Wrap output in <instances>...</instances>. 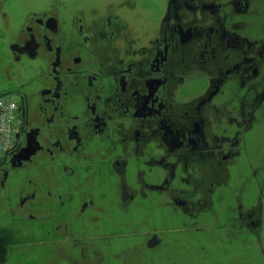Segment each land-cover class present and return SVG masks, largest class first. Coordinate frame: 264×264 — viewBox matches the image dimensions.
Here are the masks:
<instances>
[{"label": "flooded vegetation", "instance_id": "obj_1", "mask_svg": "<svg viewBox=\"0 0 264 264\" xmlns=\"http://www.w3.org/2000/svg\"><path fill=\"white\" fill-rule=\"evenodd\" d=\"M34 1L0 39L17 103L0 192L41 257L127 233L156 250L160 211L194 217L225 180L256 178L264 0ZM255 213L240 218L257 230Z\"/></svg>", "mask_w": 264, "mask_h": 264}, {"label": "rangeland", "instance_id": "obj_2", "mask_svg": "<svg viewBox=\"0 0 264 264\" xmlns=\"http://www.w3.org/2000/svg\"><path fill=\"white\" fill-rule=\"evenodd\" d=\"M38 2L48 6L52 1ZM36 3L0 0V39L17 28L27 10L37 9ZM1 52L0 47L3 59ZM9 91L0 69V94ZM253 153L256 178L246 183L238 177L225 180L224 186L209 193L204 212L188 217L179 210L175 214L171 210L165 214L160 211L152 227L161 231L164 244L156 250L143 245L141 236L127 233L93 237L94 243L84 251L65 239L63 245L48 247L41 257L36 249L41 236L28 230L27 223L14 211L15 201L10 202L0 192V230L11 235L3 264H28L31 260L29 264H264V138H257ZM242 211L244 215L255 211L254 216L262 218L261 228H250L248 221L246 224V219L240 218Z\"/></svg>", "mask_w": 264, "mask_h": 264}, {"label": "built area", "instance_id": "obj_3", "mask_svg": "<svg viewBox=\"0 0 264 264\" xmlns=\"http://www.w3.org/2000/svg\"><path fill=\"white\" fill-rule=\"evenodd\" d=\"M17 103L11 94H0V158L10 151L15 142Z\"/></svg>", "mask_w": 264, "mask_h": 264}, {"label": "trees", "instance_id": "obj_4", "mask_svg": "<svg viewBox=\"0 0 264 264\" xmlns=\"http://www.w3.org/2000/svg\"><path fill=\"white\" fill-rule=\"evenodd\" d=\"M10 238L11 235L8 231L5 229L0 230V264H3L5 260Z\"/></svg>", "mask_w": 264, "mask_h": 264}]
</instances>
